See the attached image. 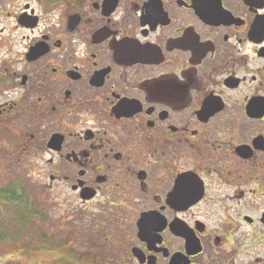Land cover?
<instances>
[{
	"label": "flooded vegetation",
	"instance_id": "flooded-vegetation-1",
	"mask_svg": "<svg viewBox=\"0 0 264 264\" xmlns=\"http://www.w3.org/2000/svg\"><path fill=\"white\" fill-rule=\"evenodd\" d=\"M2 163L105 264H264V0H0Z\"/></svg>",
	"mask_w": 264,
	"mask_h": 264
},
{
	"label": "rangeland",
	"instance_id": "rangeland-1",
	"mask_svg": "<svg viewBox=\"0 0 264 264\" xmlns=\"http://www.w3.org/2000/svg\"><path fill=\"white\" fill-rule=\"evenodd\" d=\"M10 170L11 168L3 163L0 166V236L3 237H0V264H62L55 260V253L51 254L52 257L46 251V245L50 246V243L47 240L42 243V236L46 237L48 224L51 243H62L63 246L67 244L66 249L71 251L61 255L62 260L66 259V264H85L84 259L78 261L74 253L84 257L86 253L94 251L98 264H105V259L111 258L104 257L103 246H100L102 249L89 247L83 245L84 241L76 240L73 237L71 222L65 219L70 224L65 223L64 217L55 215L52 210L47 211L39 197L38 185L31 183L30 178L25 179L27 176H20L19 171L10 173ZM10 194L16 198L15 201L7 199ZM26 225L30 226V229H24V232H21L23 235H20V229Z\"/></svg>",
	"mask_w": 264,
	"mask_h": 264
},
{
	"label": "trees",
	"instance_id": "trees-1",
	"mask_svg": "<svg viewBox=\"0 0 264 264\" xmlns=\"http://www.w3.org/2000/svg\"><path fill=\"white\" fill-rule=\"evenodd\" d=\"M7 199H10V200H12V201H15V200H16V198H15L12 194L7 195ZM24 229L29 230V229H30V226L26 225V226L22 227V228L20 229V231H19L20 235H23L21 232H24ZM25 234H26V231H25ZM0 237H1V236H0ZM1 238L3 239V237H1ZM42 240H46L45 236H44V237L42 236ZM66 246H67V244L65 245V247H66Z\"/></svg>",
	"mask_w": 264,
	"mask_h": 264
},
{
	"label": "water",
	"instance_id": "water-1",
	"mask_svg": "<svg viewBox=\"0 0 264 264\" xmlns=\"http://www.w3.org/2000/svg\"><path fill=\"white\" fill-rule=\"evenodd\" d=\"M170 264H179L178 258H173Z\"/></svg>",
	"mask_w": 264,
	"mask_h": 264
}]
</instances>
